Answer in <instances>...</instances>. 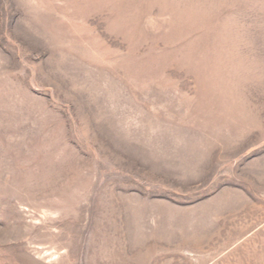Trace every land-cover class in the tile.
I'll return each instance as SVG.
<instances>
[{"label":"rangeland","instance_id":"rangeland-1","mask_svg":"<svg viewBox=\"0 0 264 264\" xmlns=\"http://www.w3.org/2000/svg\"><path fill=\"white\" fill-rule=\"evenodd\" d=\"M0 264H264V0H0Z\"/></svg>","mask_w":264,"mask_h":264}]
</instances>
